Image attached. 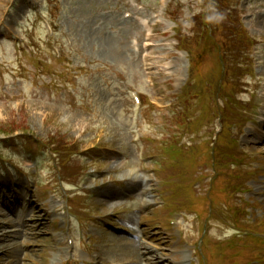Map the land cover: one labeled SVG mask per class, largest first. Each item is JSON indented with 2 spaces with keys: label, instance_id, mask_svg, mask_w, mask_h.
I'll return each instance as SVG.
<instances>
[{
  "label": "rangeland",
  "instance_id": "1",
  "mask_svg": "<svg viewBox=\"0 0 264 264\" xmlns=\"http://www.w3.org/2000/svg\"><path fill=\"white\" fill-rule=\"evenodd\" d=\"M11 1L0 0V21L7 19L4 28H0V140L19 138L25 133L41 140L55 137L65 149L77 141L81 144V151L103 147L97 154V164L73 158L66 167L70 180H81L80 190L72 189L75 195L88 193L85 209L91 211L90 215L93 214L98 222L94 227L90 221L82 220L86 223L81 226L83 235L77 227V235L74 236L78 247L74 255L77 259L75 264H82L79 241L86 235L95 237L97 241L93 239L90 243L96 246L97 242L99 245L88 258L91 264H137L132 260L134 256L125 258L118 248L111 253L112 244L117 247L122 238H129L114 232L113 229L119 228L126 229L133 236H144L145 247L155 250L156 254L164 252L169 256L170 264L178 263L181 259L174 254L179 248H172L169 233L153 225L150 219L155 213L152 208L160 202L155 199V182L145 188L146 197L140 195L143 190H140V183L145 173L132 145V106L127 97L130 90L143 95L139 127L144 138L156 140L168 135L171 109L175 107L176 95L181 93L188 78L190 64L182 54L173 53L176 46L174 25L165 18L168 5L174 0H167L166 6L157 5L158 0H139L149 8L155 7L160 15L154 46L148 52L135 51L131 42L133 28L122 19V12L133 0H18L11 17L5 18ZM200 1L182 0L184 16L188 17ZM28 4L37 6V16L42 14L39 19H51L57 27L52 40H49L52 36L45 31L43 24L37 23L29 13ZM240 12L245 28L259 41L252 55L262 85L255 100L260 105L259 115L253 111L255 125L248 124L245 129L247 136L244 135L240 141L241 148H248L252 153L250 157L258 159L249 160L257 167L264 161V140L261 144L252 142L255 133L258 135L264 131V120L258 117L264 111V0H242ZM217 38L221 40L220 35ZM32 39L37 48L31 54L26 41L30 43ZM22 42L21 47L19 44ZM54 46L60 48L62 60L54 52ZM214 57L215 54H204L200 58L206 62L204 73H214L217 77L219 72L214 68ZM166 70L172 73L171 77L165 75ZM148 72L154 77L151 83L145 76ZM248 80L253 90V82L257 79ZM242 99L250 97L246 94ZM152 102L156 103V109L150 108ZM202 105L201 101L193 102L194 118ZM219 126L216 119L206 123L202 129L198 128L195 133L197 141L212 138ZM258 137L264 138L262 134ZM146 148L147 169L153 167V159L148 154L154 151L155 145H146ZM205 149L197 147V153ZM0 155L6 159L0 160V204L4 203L0 206V235L3 234L0 238V264H66L70 248L56 234L58 231H54L59 230L58 225L52 229L58 220L56 215L63 212V202L60 200L61 204L57 206L55 201L59 199L50 197L53 202L44 203L38 199L40 196L36 187L47 184L61 192L49 164V156L40 153L37 147H26L22 142L8 149L0 146ZM63 156L66 160L70 158L68 154ZM92 157L94 159L96 155ZM18 171L22 175H18ZM63 179L66 180L64 176ZM249 186L251 192L246 197L256 201V205L262 204L254 215V219L260 221L264 219V178L254 179ZM196 191L201 193L199 187ZM39 192L46 198L48 188H39ZM124 192H129L130 196L124 197ZM67 195L73 194L67 192ZM145 201L148 207L141 212L140 205ZM55 204L57 212L51 209ZM218 207L223 209L221 204ZM73 208L81 210L84 206L76 202ZM21 215L24 217L20 218ZM108 221L116 222L110 224ZM180 223L181 220L178 227L183 225ZM22 225H25L24 231ZM187 227L193 233L191 222L183 229ZM183 229L175 233L177 239H182L180 247L185 241L193 239L197 242L200 237L197 232L193 236ZM209 233L212 241H223L224 237L232 234L221 218L211 222ZM113 234L117 236L112 237ZM113 238L118 239L119 244L113 243ZM242 240L251 245L258 242L254 236ZM87 241L85 239V244L89 246ZM103 248H108L105 255ZM209 250L216 253L218 261L221 260L216 243L209 246L207 252L204 249V253L209 254ZM231 254L240 256L234 260L240 261V264L255 260L254 254L239 248ZM106 257L111 260L120 257L122 261L117 259L113 263ZM227 261L232 262V259ZM210 264H214L212 258Z\"/></svg>",
  "mask_w": 264,
  "mask_h": 264
},
{
  "label": "trees",
  "instance_id": "2",
  "mask_svg": "<svg viewBox=\"0 0 264 264\" xmlns=\"http://www.w3.org/2000/svg\"><path fill=\"white\" fill-rule=\"evenodd\" d=\"M216 33H217V31H216ZM226 37H227V40L229 41V45L224 44V52L225 53L223 54L221 52L222 53L221 54V62L226 63L229 66V69L233 70V72H237L238 70H236L235 68L245 58V54L242 53V51H241V49L244 46L242 44H240L242 35H240L239 33H231L229 35L227 34ZM11 135H13V134H11ZM7 136H10V135H7ZM51 140L53 141L54 139H51ZM175 173H176V175L181 174L182 169L179 171L169 172V174L173 175V176H176V175H174ZM179 193H180V191H176V195H178Z\"/></svg>",
  "mask_w": 264,
  "mask_h": 264
},
{
  "label": "bare ground",
  "instance_id": "3",
  "mask_svg": "<svg viewBox=\"0 0 264 264\" xmlns=\"http://www.w3.org/2000/svg\"><path fill=\"white\" fill-rule=\"evenodd\" d=\"M2 235H0V238H1ZM109 240H110V238H109ZM121 240H122L121 244L119 246H117V247H115V245L112 244V246H114V247H112L113 250L111 251V253L114 252L118 248V250L121 251L122 255H124L125 258L134 256L135 258H132V260L136 261V263L139 264L140 260L138 258V250H137V246L135 245V243L130 242V241H126V240H123V239H121ZM117 241H118V239H116V238H113V240H112L113 243L116 242V243L119 244V242H117ZM106 249H108V248H103V255H105V253H106L105 250ZM106 258L109 259L108 257H106ZM117 259H121V258L119 257ZM117 259H114V260L109 259V260H111L114 263ZM132 260L129 261V262H132ZM151 260L153 262L156 261L155 258H151ZM121 261H122V259H121Z\"/></svg>",
  "mask_w": 264,
  "mask_h": 264
}]
</instances>
